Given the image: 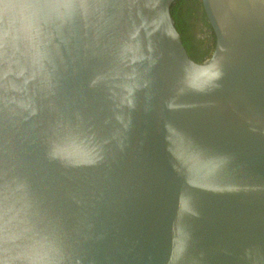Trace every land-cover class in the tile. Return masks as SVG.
Here are the masks:
<instances>
[{"label":"water","instance_id":"95a60500","mask_svg":"<svg viewBox=\"0 0 264 264\" xmlns=\"http://www.w3.org/2000/svg\"><path fill=\"white\" fill-rule=\"evenodd\" d=\"M0 0V264H264V0Z\"/></svg>","mask_w":264,"mask_h":264},{"label":"trees","instance_id":"16d2710c","mask_svg":"<svg viewBox=\"0 0 264 264\" xmlns=\"http://www.w3.org/2000/svg\"><path fill=\"white\" fill-rule=\"evenodd\" d=\"M171 13L189 56L196 62H203L209 58L214 51L217 38L202 1L176 0L171 6ZM197 22H204L213 30V34L211 33L205 40L201 41V44L205 45L199 47L190 39V32L196 29Z\"/></svg>","mask_w":264,"mask_h":264},{"label":"flooded vegetation","instance_id":"af4514ba","mask_svg":"<svg viewBox=\"0 0 264 264\" xmlns=\"http://www.w3.org/2000/svg\"><path fill=\"white\" fill-rule=\"evenodd\" d=\"M196 24V29L190 32V39L192 40V43L199 47L202 45L201 41L205 40L208 35H211V33L213 34V30H211L204 22H197Z\"/></svg>","mask_w":264,"mask_h":264}]
</instances>
